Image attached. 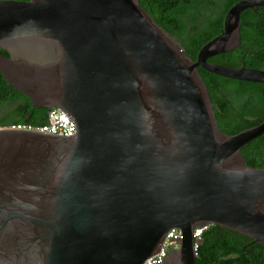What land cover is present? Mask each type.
<instances>
[{
	"label": "water",
	"instance_id": "water-1",
	"mask_svg": "<svg viewBox=\"0 0 264 264\" xmlns=\"http://www.w3.org/2000/svg\"><path fill=\"white\" fill-rule=\"evenodd\" d=\"M262 6L234 3L191 60L137 0H0L2 79L74 126L0 129V264H142L172 229L161 264H195L203 225L264 247V168L240 156L264 119L221 133L197 73L264 84L262 70L207 62Z\"/></svg>",
	"mask_w": 264,
	"mask_h": 264
},
{
	"label": "trees",
	"instance_id": "trees-1",
	"mask_svg": "<svg viewBox=\"0 0 264 264\" xmlns=\"http://www.w3.org/2000/svg\"><path fill=\"white\" fill-rule=\"evenodd\" d=\"M146 1L150 0H137L142 9ZM228 6L209 10L198 18V26L193 22L189 29L177 32L178 38L175 41L187 58L194 60L199 47L220 32L222 17ZM200 12H205V9ZM240 18L246 24L239 28V46L231 52L213 56L207 62L232 68L243 64L246 68L264 71V22L255 26V15L251 10L242 12ZM152 20L170 35L168 28ZM255 50H260L258 56L254 54ZM197 73L206 87L214 119L221 133L230 136L264 119V84L230 80L200 68H197ZM47 112L46 109L32 108L29 101L8 86L0 75V128L19 123L45 124ZM240 156L248 167L264 168V134L243 146ZM249 242L250 239L240 234L210 225L203 232L200 245L195 250L194 263L264 264V247Z\"/></svg>",
	"mask_w": 264,
	"mask_h": 264
},
{
	"label": "flooded vegetation",
	"instance_id": "flooded-vegetation-1",
	"mask_svg": "<svg viewBox=\"0 0 264 264\" xmlns=\"http://www.w3.org/2000/svg\"><path fill=\"white\" fill-rule=\"evenodd\" d=\"M237 1L240 0H150L145 2L143 10L149 17L155 19L156 22L168 28L170 35H168V33L167 35L175 41V38H178L177 32L179 30L189 29V26L192 25L193 22H196L194 24L198 26L200 23L198 18H200L204 13H207L209 10L214 8H224L227 4H229L227 8L228 10ZM186 8H189V10L185 11L184 9ZM202 9H205V12H200ZM252 12L255 15V19L253 20L254 25L257 26L258 24H262L264 22V6L256 8ZM240 16L241 14L239 15V28L246 24V21L242 20ZM259 51L255 50L254 54L258 56Z\"/></svg>",
	"mask_w": 264,
	"mask_h": 264
},
{
	"label": "built area",
	"instance_id": "built-area-1",
	"mask_svg": "<svg viewBox=\"0 0 264 264\" xmlns=\"http://www.w3.org/2000/svg\"><path fill=\"white\" fill-rule=\"evenodd\" d=\"M7 128H21V129H29V130H36L42 131L62 137H71L73 136L74 126L71 123L70 119L67 115L63 112L59 111L58 109H50L47 112V122L42 125H31L27 123H19L13 124L5 128L0 129H7ZM209 225H203L198 228H194L191 238H192V249L195 253L196 248L200 245L201 236L203 232L207 230ZM178 236V232L174 229L169 230L163 240L160 243V246L157 252L147 258L142 264H161V258L165 252V250H175L178 248V242L170 241L168 239L176 238Z\"/></svg>",
	"mask_w": 264,
	"mask_h": 264
}]
</instances>
